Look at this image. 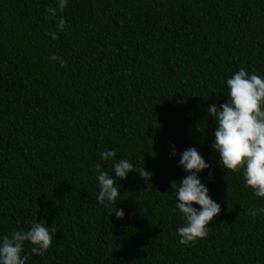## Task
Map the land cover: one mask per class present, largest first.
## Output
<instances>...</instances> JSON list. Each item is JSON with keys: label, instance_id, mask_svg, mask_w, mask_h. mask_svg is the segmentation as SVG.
Wrapping results in <instances>:
<instances>
[{"label": "trees", "instance_id": "trees-1", "mask_svg": "<svg viewBox=\"0 0 264 264\" xmlns=\"http://www.w3.org/2000/svg\"><path fill=\"white\" fill-rule=\"evenodd\" d=\"M50 6L0 0V237L55 228L43 255L25 242V264H264V213L247 214L264 198L219 165L208 116L241 68L264 78V0H68L55 19ZM189 148L221 211L181 246L171 182ZM120 159L151 177L117 181L118 220L98 203L95 165L114 177Z\"/></svg>", "mask_w": 264, "mask_h": 264}, {"label": "clouds", "instance_id": "clouds-1", "mask_svg": "<svg viewBox=\"0 0 264 264\" xmlns=\"http://www.w3.org/2000/svg\"><path fill=\"white\" fill-rule=\"evenodd\" d=\"M68 0H58V8L49 7L48 16L55 19L57 12L62 13ZM65 19L61 16L57 22V30L65 29ZM53 40L58 39L56 32L50 33ZM52 61H58L61 68L66 61L52 55ZM226 102L210 105L208 116L215 119L214 143L212 149L218 153V162L225 170L241 173L244 187L251 189L255 197L264 198V78L256 74L249 75L243 68L227 79ZM114 151L106 150L101 160L107 161L115 157ZM172 155H175L173 151ZM188 173L177 186L171 182V190H175L176 208L182 214L184 225L178 228L179 244L192 246L207 236V228L220 213L221 207L208 195L207 187L201 183L198 174L209 169L204 158L195 148L184 150L180 154L179 165ZM98 172V203L111 208L110 215L115 212L116 218L123 219V209H117V199L121 196L117 181L123 180L131 172H136L142 179L151 177L144 168L137 172L127 159H120L114 164V177L101 170V164L95 165ZM150 174V175H149ZM211 176V172L209 173ZM198 205L199 210L192 207ZM264 213V208L249 209L248 215L253 218ZM41 220L33 222L27 231H13L11 236L0 237V264H25L27 255L21 257L25 242L32 247L31 253L43 255L52 245L55 228L51 230Z\"/></svg>", "mask_w": 264, "mask_h": 264}]
</instances>
